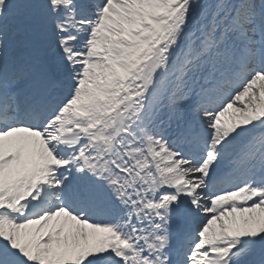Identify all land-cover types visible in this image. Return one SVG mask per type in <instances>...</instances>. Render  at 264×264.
Wrapping results in <instances>:
<instances>
[{
	"label": "snow or ice",
	"instance_id": "6c2138e0",
	"mask_svg": "<svg viewBox=\"0 0 264 264\" xmlns=\"http://www.w3.org/2000/svg\"><path fill=\"white\" fill-rule=\"evenodd\" d=\"M0 264H264V0H0Z\"/></svg>",
	"mask_w": 264,
	"mask_h": 264
}]
</instances>
